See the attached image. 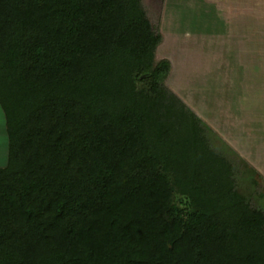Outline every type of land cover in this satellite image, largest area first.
Listing matches in <instances>:
<instances>
[{"label": "trees", "instance_id": "1", "mask_svg": "<svg viewBox=\"0 0 264 264\" xmlns=\"http://www.w3.org/2000/svg\"><path fill=\"white\" fill-rule=\"evenodd\" d=\"M161 40L142 0H0V264H264Z\"/></svg>", "mask_w": 264, "mask_h": 264}, {"label": "rangeland", "instance_id": "2", "mask_svg": "<svg viewBox=\"0 0 264 264\" xmlns=\"http://www.w3.org/2000/svg\"><path fill=\"white\" fill-rule=\"evenodd\" d=\"M162 35L165 82L234 165L236 190L264 211V0H142ZM0 105V167L8 160Z\"/></svg>", "mask_w": 264, "mask_h": 264}]
</instances>
